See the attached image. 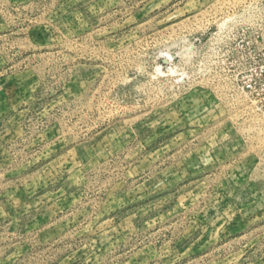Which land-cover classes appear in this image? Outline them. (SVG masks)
Returning a JSON list of instances; mask_svg holds the SVG:
<instances>
[{
  "label": "rangeland",
  "instance_id": "374dc122",
  "mask_svg": "<svg viewBox=\"0 0 264 264\" xmlns=\"http://www.w3.org/2000/svg\"><path fill=\"white\" fill-rule=\"evenodd\" d=\"M0 264H264V0H0Z\"/></svg>",
  "mask_w": 264,
  "mask_h": 264
}]
</instances>
